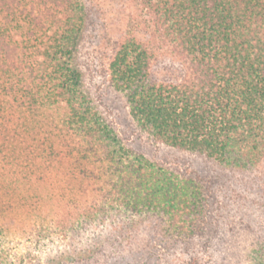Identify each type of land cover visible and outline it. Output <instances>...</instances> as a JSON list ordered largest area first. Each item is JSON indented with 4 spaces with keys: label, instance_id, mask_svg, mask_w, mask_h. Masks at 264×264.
Masks as SVG:
<instances>
[{
    "label": "trees",
    "instance_id": "obj_1",
    "mask_svg": "<svg viewBox=\"0 0 264 264\" xmlns=\"http://www.w3.org/2000/svg\"><path fill=\"white\" fill-rule=\"evenodd\" d=\"M134 1L145 17L109 40L107 62L133 123L158 143L254 168L264 158V0ZM83 19L79 0H0V101L62 106L77 135L66 142L95 164L88 176L104 203L158 217L173 230L165 240L191 238L205 214L202 179L126 146L96 115L76 61ZM157 48L179 59V76L152 74Z\"/></svg>",
    "mask_w": 264,
    "mask_h": 264
},
{
    "label": "rangeland",
    "instance_id": "obj_2",
    "mask_svg": "<svg viewBox=\"0 0 264 264\" xmlns=\"http://www.w3.org/2000/svg\"><path fill=\"white\" fill-rule=\"evenodd\" d=\"M79 1L76 61L88 101L126 146L202 179L205 214L195 221L201 231L165 240L164 230H173L158 217L130 214L111 198L104 203L88 176L95 164L66 142L77 135L64 130L62 106L0 101V264H264V158L235 169L142 133L108 81L107 62L109 40L122 36L130 17L145 15L134 0ZM155 52L156 78L181 74L174 54Z\"/></svg>",
    "mask_w": 264,
    "mask_h": 264
}]
</instances>
